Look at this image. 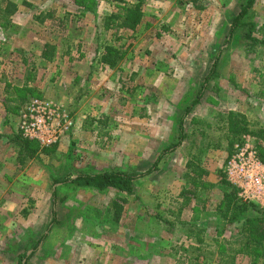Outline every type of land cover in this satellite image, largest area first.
I'll list each match as a JSON object with an SVG mask.
<instances>
[{
  "label": "rangeland",
  "instance_id": "rangeland-1",
  "mask_svg": "<svg viewBox=\"0 0 264 264\" xmlns=\"http://www.w3.org/2000/svg\"><path fill=\"white\" fill-rule=\"evenodd\" d=\"M12 1L9 25L0 19V264H264V239L249 234L264 214L236 215L237 190L227 208L224 173L235 141L251 139L227 130L228 114L264 127V0L242 19L250 38L247 25L229 34L247 0H144L132 30L101 26L126 0ZM46 42L55 48L44 64ZM106 44L119 50L112 68L95 61ZM34 99L51 119L28 134ZM180 117L182 140L163 153ZM17 137L33 158L18 160ZM162 153L130 194L67 181L141 173Z\"/></svg>",
  "mask_w": 264,
  "mask_h": 264
},
{
  "label": "trees",
  "instance_id": "trees-1",
  "mask_svg": "<svg viewBox=\"0 0 264 264\" xmlns=\"http://www.w3.org/2000/svg\"><path fill=\"white\" fill-rule=\"evenodd\" d=\"M190 1L192 5H197V7L199 8L202 7L200 4L197 3V0H190ZM252 2L253 0H247L245 5L242 6L239 12L232 18V24L229 34H231L236 28L247 25L248 30L246 32V36L250 38L252 24H246L245 22L242 21V19L247 13ZM123 3L124 6H122L120 10L113 11L103 16L102 25H101L103 29L110 30V29L123 28V29L132 30L135 29L136 26L142 21L144 16V12H143L144 0H126ZM17 9H18V5L15 2L6 0L3 7L0 8V19L2 20L1 24L4 25L5 27L8 26L10 21L9 18L17 11ZM39 20L42 21L44 19L40 18ZM54 48H55L54 44L46 42L41 52V57L45 60H52L54 55L52 54V52ZM119 57H120L119 50L114 46L106 44L103 45L102 50L98 54V57H95V61L101 65H106L107 67L112 68L116 66ZM218 57L219 56L216 55L215 61L213 62L210 71L205 76L203 84L201 88L198 90L196 97L194 98L191 105H194L198 101L199 97L202 95V89L205 85V82L212 74H214ZM227 123H228L227 130L231 132L233 135L245 134V133L250 134L251 139L254 140L253 142L255 148L260 145L259 139H264V127H261L257 130L248 129L247 122L245 121V117L243 115L236 113H229L227 117ZM178 137H179L178 141L172 144L169 148L165 149L163 153L174 150L182 140L183 137L182 118L180 119ZM14 142L18 145L17 157L20 162L25 157L33 158L35 156V150H32L29 147V143L27 140L19 139L17 137ZM262 150L264 151V148ZM262 150H260L258 147L257 154L261 159L264 160V154L263 155L261 154ZM163 153L159 155L157 160H155V162L150 168H148L146 171L141 173L133 174L118 170H104L95 173H80L76 175L74 178H69L67 181L78 186L96 187L99 189H103L105 187H113L118 191L126 192L130 194L133 191L134 180L156 170L158 161L160 157L163 155ZM235 193H236V189L232 187V190L228 192V194L226 195L227 197L226 206L228 209L234 206L233 202L235 201V197H236ZM255 207L260 209L259 206L253 203L243 202L239 200V203L234 207V210H236L235 211L236 215L245 216L247 211H250L252 208ZM117 211L118 210L115 211L116 214H118ZM261 211L264 214V209L261 208ZM261 217L252 216L251 221L256 222V224L253 225L252 230L251 227H249V234L250 232L251 234L258 233V236L260 237L259 240L254 241L257 244H261L264 239V215L262 218ZM245 222H250V218H247ZM249 245L250 244L244 245L245 250L249 249Z\"/></svg>",
  "mask_w": 264,
  "mask_h": 264
},
{
  "label": "built area",
  "instance_id": "built-area-1",
  "mask_svg": "<svg viewBox=\"0 0 264 264\" xmlns=\"http://www.w3.org/2000/svg\"><path fill=\"white\" fill-rule=\"evenodd\" d=\"M50 119L51 111L43 102L34 99L26 106L21 128L31 134L40 131ZM224 173L243 202L253 203L264 209V160L257 154L249 137L235 141L226 159Z\"/></svg>",
  "mask_w": 264,
  "mask_h": 264
},
{
  "label": "crops",
  "instance_id": "crops-1",
  "mask_svg": "<svg viewBox=\"0 0 264 264\" xmlns=\"http://www.w3.org/2000/svg\"><path fill=\"white\" fill-rule=\"evenodd\" d=\"M10 1H12V0H10ZM12 2H14V1H12ZM17 5H18V3L17 2H15ZM23 4H25V2L23 1ZM27 5L29 6L30 4L29 3H27ZM18 9H19V5H18ZM18 9H17V11H18ZM44 45H45V43L43 44V46L42 47H40V52H39V54H38V57L40 58V60L41 61H44V62H42V63H44L45 64V62H49V61H51V60H45V59H43L42 57H41V52H42V50H43V48H44Z\"/></svg>",
  "mask_w": 264,
  "mask_h": 264
}]
</instances>
